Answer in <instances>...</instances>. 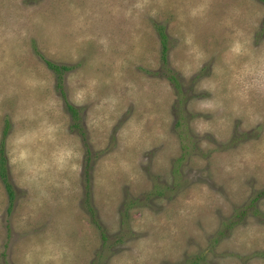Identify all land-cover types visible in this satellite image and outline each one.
Returning a JSON list of instances; mask_svg holds the SVG:
<instances>
[{
  "label": "rangeland",
  "instance_id": "rangeland-1",
  "mask_svg": "<svg viewBox=\"0 0 264 264\" xmlns=\"http://www.w3.org/2000/svg\"><path fill=\"white\" fill-rule=\"evenodd\" d=\"M0 150V264H264V0H0Z\"/></svg>",
  "mask_w": 264,
  "mask_h": 264
},
{
  "label": "trees",
  "instance_id": "trees-1",
  "mask_svg": "<svg viewBox=\"0 0 264 264\" xmlns=\"http://www.w3.org/2000/svg\"><path fill=\"white\" fill-rule=\"evenodd\" d=\"M160 35H161V39H162L161 42H162V45H163L162 49H163V52H165L166 51V44H165V38H166V36H165V34L161 30H160ZM47 65L52 70H54L57 73L60 70V67L58 65H56V64H54V63H52L50 61L47 62ZM62 68L63 69H67L68 66H62ZM68 107H69V109L71 111L73 110L72 112H75V109L71 105H69ZM1 143H3V142H1ZM0 159H1L0 160V179L4 183V187H5L6 191L8 192L9 197H11L13 195L14 191L12 189V185L9 183V181L7 179V174H6V171H5V162H4L5 159L3 157H1ZM262 194H264V191H263Z\"/></svg>",
  "mask_w": 264,
  "mask_h": 264
}]
</instances>
